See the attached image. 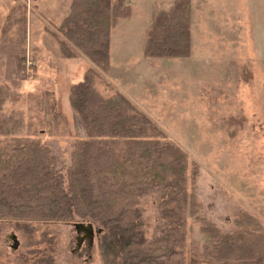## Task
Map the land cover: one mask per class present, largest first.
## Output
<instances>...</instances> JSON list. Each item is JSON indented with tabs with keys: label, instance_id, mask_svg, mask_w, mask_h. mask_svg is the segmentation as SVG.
<instances>
[{
	"label": "rangeland",
	"instance_id": "obj_1",
	"mask_svg": "<svg viewBox=\"0 0 264 264\" xmlns=\"http://www.w3.org/2000/svg\"><path fill=\"white\" fill-rule=\"evenodd\" d=\"M71 1L0 0L3 114L22 119L24 134L49 149L65 177L75 143L85 138L69 89L91 71L104 98L122 94L188 157L195 209L165 213L152 195L142 197L144 239H160L175 219L185 234L183 264H237L208 255L201 228L222 235L251 230L254 221L264 228V1L192 0L191 54L170 59L147 58L143 48L153 14L174 0H128L130 17L110 32L106 73L59 50L57 28ZM78 222L86 224L1 220L0 264H124L117 246L102 251L103 233L78 248Z\"/></svg>",
	"mask_w": 264,
	"mask_h": 264
},
{
	"label": "trees",
	"instance_id": "obj_2",
	"mask_svg": "<svg viewBox=\"0 0 264 264\" xmlns=\"http://www.w3.org/2000/svg\"><path fill=\"white\" fill-rule=\"evenodd\" d=\"M127 1L72 0L57 28L62 56L73 59L80 53L106 73L111 29L131 15ZM190 27L191 0H174L169 9L153 14L144 56L188 58ZM6 101L8 94L0 87V221H84L101 229L102 251L117 246L124 264L184 263L181 221L174 219L160 239H144L142 197L152 195L165 213L195 209L186 190L188 157L146 115L120 93L104 98L93 86L92 72H86L68 94L85 138L75 143L63 177L49 149L24 134L22 119L3 114ZM201 230L208 236L205 247L213 259L264 264V228L259 222L233 235H222L212 225Z\"/></svg>",
	"mask_w": 264,
	"mask_h": 264
},
{
	"label": "water",
	"instance_id": "obj_3",
	"mask_svg": "<svg viewBox=\"0 0 264 264\" xmlns=\"http://www.w3.org/2000/svg\"><path fill=\"white\" fill-rule=\"evenodd\" d=\"M73 227L77 235H80L81 233L84 234V237L82 236L80 239L86 238L89 240V242H92L94 236L97 237L101 233V229L95 228L91 223L84 224V223L78 222V223H74ZM10 237L12 241L14 242V246L12 247V250H15L18 245L16 236L12 234Z\"/></svg>",
	"mask_w": 264,
	"mask_h": 264
},
{
	"label": "flooded vegetation",
	"instance_id": "obj_4",
	"mask_svg": "<svg viewBox=\"0 0 264 264\" xmlns=\"http://www.w3.org/2000/svg\"><path fill=\"white\" fill-rule=\"evenodd\" d=\"M84 237V234L83 233H81L80 234V236H78L77 237V247L79 248L81 245H82V243L84 242V241H87V243H88V245H89V247L92 245V242H89V240L88 239H86V238H84V239H80L81 237ZM95 237V236H94ZM10 239H11V237H9ZM78 238H79V240H78ZM94 239V238H93ZM11 241H12V239H11ZM13 242V241H12ZM14 246V242H13V245L11 246V249H12V247ZM18 248V245H17V247H16V249ZM15 249V250H16ZM14 250V251H15Z\"/></svg>",
	"mask_w": 264,
	"mask_h": 264
},
{
	"label": "crops",
	"instance_id": "obj_5",
	"mask_svg": "<svg viewBox=\"0 0 264 264\" xmlns=\"http://www.w3.org/2000/svg\"><path fill=\"white\" fill-rule=\"evenodd\" d=\"M257 2V5L259 4V0H255ZM262 1V0H260ZM264 1V0H263ZM264 3V2H263ZM191 5H192V0H191ZM194 25L193 17H192V12H191V27ZM191 27H190V32H191ZM191 49H192V33H191ZM191 54V53H190Z\"/></svg>",
	"mask_w": 264,
	"mask_h": 264
}]
</instances>
